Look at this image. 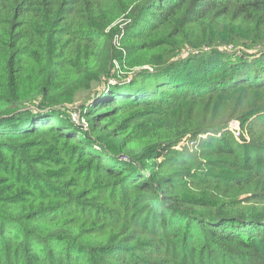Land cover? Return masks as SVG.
Wrapping results in <instances>:
<instances>
[{
	"label": "trees",
	"instance_id": "16d2710c",
	"mask_svg": "<svg viewBox=\"0 0 264 264\" xmlns=\"http://www.w3.org/2000/svg\"><path fill=\"white\" fill-rule=\"evenodd\" d=\"M0 264H264V0H0Z\"/></svg>",
	"mask_w": 264,
	"mask_h": 264
},
{
	"label": "rangeland",
	"instance_id": "374dc122",
	"mask_svg": "<svg viewBox=\"0 0 264 264\" xmlns=\"http://www.w3.org/2000/svg\"><path fill=\"white\" fill-rule=\"evenodd\" d=\"M77 106H78V104L77 105H74L73 107L65 106L63 109L70 110L71 111V116H70L71 119L73 121H76L78 124L83 125L84 126V129L85 128L88 129L90 126H89L88 123H86L85 119L82 118L81 113H80V110L78 109ZM236 124H238V126L241 125L240 119H238V118L231 119L230 122H229V124H228V129L231 130L233 132V134H235V136L237 137L238 132L235 130ZM243 132L244 131L241 128V133H243ZM200 137H201L200 138V142H201L202 141L201 139L204 138V137H207V134L206 133L201 134ZM178 145H180V144H178ZM178 145L176 146V148L181 149L182 148V145L181 146H178ZM190 146H192V145H190ZM192 149H193V151H191V152H195V151H198L201 148L197 144H195L193 147H191V150ZM148 174L149 173L146 172V175H148Z\"/></svg>",
	"mask_w": 264,
	"mask_h": 264
},
{
	"label": "built area",
	"instance_id": "2783aa9c",
	"mask_svg": "<svg viewBox=\"0 0 264 264\" xmlns=\"http://www.w3.org/2000/svg\"><path fill=\"white\" fill-rule=\"evenodd\" d=\"M235 130L238 132V134H237V138L238 139H241V125H239L238 126V124H236V128H235ZM247 139H249V138H247ZM185 144H189V145H195L196 144V141L195 140H193V141H189V142H187V143H185ZM182 144H180V145H178V146H181ZM184 145V144H183ZM182 145V146H183Z\"/></svg>",
	"mask_w": 264,
	"mask_h": 264
}]
</instances>
